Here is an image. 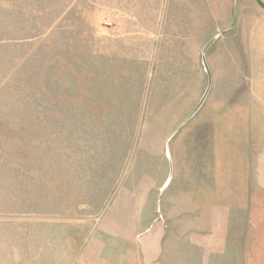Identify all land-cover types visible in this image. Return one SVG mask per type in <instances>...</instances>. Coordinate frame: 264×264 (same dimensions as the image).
Listing matches in <instances>:
<instances>
[{
	"label": "rangeland",
	"instance_id": "1",
	"mask_svg": "<svg viewBox=\"0 0 264 264\" xmlns=\"http://www.w3.org/2000/svg\"><path fill=\"white\" fill-rule=\"evenodd\" d=\"M234 102L257 171L217 224L178 179L206 104ZM0 264H264L255 0H0Z\"/></svg>",
	"mask_w": 264,
	"mask_h": 264
},
{
	"label": "crops",
	"instance_id": "2",
	"mask_svg": "<svg viewBox=\"0 0 264 264\" xmlns=\"http://www.w3.org/2000/svg\"><path fill=\"white\" fill-rule=\"evenodd\" d=\"M206 107L209 112L195 130L192 127L188 164L178 181L188 195V207L218 214L214 221L220 224L225 210L248 205L257 171V110L240 102Z\"/></svg>",
	"mask_w": 264,
	"mask_h": 264
},
{
	"label": "water",
	"instance_id": "3",
	"mask_svg": "<svg viewBox=\"0 0 264 264\" xmlns=\"http://www.w3.org/2000/svg\"><path fill=\"white\" fill-rule=\"evenodd\" d=\"M255 1L264 10V2L262 0H255ZM233 20H235V19H233ZM233 24H234V21H233ZM216 38H217V36H215L212 39H210V41L203 48V51H202V54H201V59H202V64L204 66V69H205V71L207 73V77H208L207 87H206L205 92L203 93L201 99L199 100V102L197 103L196 107L194 108V110L192 111V113L190 114L189 117H192L193 114H195L197 112V110L201 107V105L203 104V102L206 99L207 94L209 92L210 85H211V76H210V72H209V69H208V66H207V63H206V59H205V51L215 41Z\"/></svg>",
	"mask_w": 264,
	"mask_h": 264
}]
</instances>
